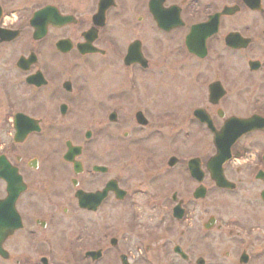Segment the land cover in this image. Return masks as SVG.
I'll list each match as a JSON object with an SVG mask.
<instances>
[{
    "label": "flooded vegetation",
    "instance_id": "af4514ba",
    "mask_svg": "<svg viewBox=\"0 0 264 264\" xmlns=\"http://www.w3.org/2000/svg\"><path fill=\"white\" fill-rule=\"evenodd\" d=\"M254 136L264 0H0V264H214L218 194L264 205Z\"/></svg>",
    "mask_w": 264,
    "mask_h": 264
},
{
    "label": "rangeland",
    "instance_id": "374dc122",
    "mask_svg": "<svg viewBox=\"0 0 264 264\" xmlns=\"http://www.w3.org/2000/svg\"><path fill=\"white\" fill-rule=\"evenodd\" d=\"M91 65H96V64H91ZM113 69V68H112ZM144 76V75H143ZM143 76L140 77L139 81H145L143 79ZM146 78V77H144ZM160 76L153 75V82H157L160 80ZM154 107V117L160 116L161 113H166V108L161 109L162 105L160 103H156L153 105ZM170 109L171 113H175L176 110L173 108L175 106H168ZM168 109V110H169ZM79 126L82 125L81 121L77 122ZM74 124L77 127L76 122L74 121ZM77 128H80V127ZM82 128H85V125H82ZM254 136L252 139L255 141L254 145H264V136L261 137H256ZM160 138L155 137L153 139L152 144H148L147 146H150L155 150L156 148V143H161ZM107 142V141H106ZM179 142V141H178ZM173 143V142H166L165 144V150H168L169 155L173 152L175 147H179V143ZM164 151V150H163ZM160 155V154H159ZM255 190V189H254ZM249 193H252L250 191ZM52 204V202H51ZM58 208L63 207V203L60 201L58 203ZM61 204V205H59ZM44 203L41 201L40 207H42ZM116 205L110 204L108 208H106L105 214V221L110 222L113 219L120 218L121 216L119 214H116L112 216V212L114 211ZM123 211H128L132 210L136 213H141L143 212V205L142 201L139 203H132L128 207H120ZM38 208H33L30 209V211H34ZM216 213L218 214V217L220 218V221H224L226 223V226L223 227V230L220 231V229H216V231L211 234L206 240L205 239H200L197 238V229L194 228L192 231V234L194 237L197 239H194L195 241L199 239V246L202 247L204 243H210L215 252H216V259L212 260L215 261L214 264H239L238 263V258L240 254L242 253L241 251L243 248H247V250H252L255 249V251L258 252V255L255 256L252 259V264H264V205L262 204L261 201H247L242 198L236 197V196H231V195H226V194H218L217 200H216ZM81 215L78 213L77 218ZM125 213L122 215L124 216ZM91 217H95V215H90ZM101 219L102 216L100 214L96 215ZM126 216V215H125ZM70 215L65 216L62 221L64 222H58L55 225V232H56V237L54 242H56V245L59 246L66 241L64 237H66V231L71 230V232L78 227V225L72 227L73 221L69 220ZM76 218V219H77ZM125 217H121V220L124 219ZM61 220V217H60ZM80 220V219H78ZM66 221H68V224H66ZM193 224V223H192ZM196 224H199L198 222ZM194 224V225H196ZM71 226V227H69ZM195 227V226H194ZM257 228H260V231H256ZM230 229L233 230L230 232ZM70 232V231H69ZM251 243L252 246L249 245ZM198 247V246H197ZM25 250H29L28 246L25 247ZM201 250V249H200ZM180 262L178 261L177 264ZM184 264V263H180Z\"/></svg>",
    "mask_w": 264,
    "mask_h": 264
},
{
    "label": "water",
    "instance_id": "95a60500",
    "mask_svg": "<svg viewBox=\"0 0 264 264\" xmlns=\"http://www.w3.org/2000/svg\"><path fill=\"white\" fill-rule=\"evenodd\" d=\"M44 12H45V10L36 13V15H35L36 17H35V18H39L40 16H42V14H43ZM35 25L37 26L38 23H35ZM22 61H24V60H22Z\"/></svg>",
    "mask_w": 264,
    "mask_h": 264
}]
</instances>
